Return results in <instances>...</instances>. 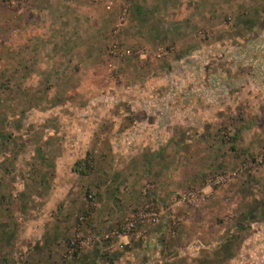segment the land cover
Listing matches in <instances>:
<instances>
[{"label": "rangeland", "instance_id": "obj_1", "mask_svg": "<svg viewBox=\"0 0 264 264\" xmlns=\"http://www.w3.org/2000/svg\"><path fill=\"white\" fill-rule=\"evenodd\" d=\"M0 264H264V0H0Z\"/></svg>", "mask_w": 264, "mask_h": 264}, {"label": "built area", "instance_id": "obj_2", "mask_svg": "<svg viewBox=\"0 0 264 264\" xmlns=\"http://www.w3.org/2000/svg\"><path fill=\"white\" fill-rule=\"evenodd\" d=\"M161 215L159 209L155 208L152 204L146 205L137 211L131 218L127 219L115 233L118 236L133 233L136 231L138 224L157 223L160 221Z\"/></svg>", "mask_w": 264, "mask_h": 264}, {"label": "crops", "instance_id": "obj_3", "mask_svg": "<svg viewBox=\"0 0 264 264\" xmlns=\"http://www.w3.org/2000/svg\"><path fill=\"white\" fill-rule=\"evenodd\" d=\"M124 240V238H122Z\"/></svg>", "mask_w": 264, "mask_h": 264}]
</instances>
